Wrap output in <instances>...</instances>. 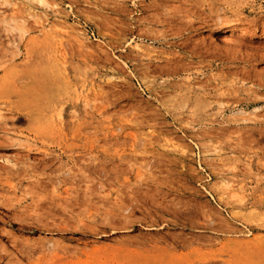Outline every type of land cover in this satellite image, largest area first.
<instances>
[{
	"label": "rangeland",
	"instance_id": "374dc122",
	"mask_svg": "<svg viewBox=\"0 0 264 264\" xmlns=\"http://www.w3.org/2000/svg\"><path fill=\"white\" fill-rule=\"evenodd\" d=\"M261 35L264 0H0L6 260L264 264Z\"/></svg>",
	"mask_w": 264,
	"mask_h": 264
},
{
	"label": "bare ground",
	"instance_id": "6f19581e",
	"mask_svg": "<svg viewBox=\"0 0 264 264\" xmlns=\"http://www.w3.org/2000/svg\"><path fill=\"white\" fill-rule=\"evenodd\" d=\"M220 20V19H219ZM237 21V20H236ZM58 26V25H57ZM68 26V25H67ZM235 28V27H234ZM232 29L231 28H227L226 29V32H232L231 31ZM225 32V33H226ZM155 33H156V31H155ZM154 35V34H153ZM64 36V35H63ZM262 37H261V39H262V41H263V38H264V35H261ZM239 38V37H238ZM232 39V38H231ZM233 41V40H232ZM235 42H238V40L236 41V39H235ZM234 43V42H233ZM239 44H241V43H239ZM238 44V45H239ZM237 45V44H236ZM236 51V50H235ZM241 51V50H240ZM245 75V74H244ZM249 76V75H248ZM258 77V76H257ZM66 79H68V78H66ZM263 82V81H262ZM2 112V111H1ZM6 112V111H5ZM13 113H18V115H20V116H25V117H27V118H30V114H29V112L26 110V108L25 107H23V106H18V107H16L13 111H12ZM13 116V115H12ZM0 117H1V114H0ZM15 119V118H14ZM1 120V119H0ZM42 127V126H41ZM30 141V140H29ZM36 182V181H35ZM73 186V185H72ZM80 191V190H79ZM69 195H70V193H69V191L67 192ZM80 194V193H79ZM58 195V194H57ZM61 195V194H60ZM76 195V194H75ZM77 197V196H76ZM74 197L75 199H76V201H78V198L79 197ZM49 198V197H48ZM71 198V197H70ZM50 199V198H49ZM65 199V198H64ZM22 200V199H21ZM66 202V201H65ZM81 202V201H80ZM2 203H4L6 206H10V207H13V204H10V203H8V201H6V200H3V202ZM61 203V202H60ZM64 203V202H63ZM72 203V202H71ZM76 204V203H75ZM86 204V203H85ZM12 205V206H11ZM69 206V205H68ZM66 208H68V207H66L65 206V210H67ZM14 211V210H13ZM18 212V210H17V212L16 211H14L13 213H12V211H11V214H14L15 216H14V218H16L17 220L19 219L20 220V222L22 221V223L24 222H29V223H31L32 221L30 220V221H28V219H27V217L25 218V217H23L24 216V212L21 214V213H19ZM33 222H38L37 224H39V223H41V222H43V221H41V218L40 217H38V216H36V217H34L33 219ZM41 221V222H40ZM64 223V222H63ZM35 224V223H34ZM84 224V223H83ZM82 225V224H81ZM48 226V225H47ZM89 226V225H88ZM85 228H87V225H86V227ZM89 228H90V226H89ZM26 244V243H25ZM25 244H23V242L20 244V242H19V244H18V248H17V256H16V261H17V257H18V261L19 260H24L25 258H27L28 256H31V254L32 253H34L35 251H36V248H32V247H30L31 245H29V246H27V244L25 245ZM15 245H17V244H15ZM15 247H17V246H15ZM72 251V250H71ZM4 252V251H3ZM3 252H1V253H3ZM65 252V251H64ZM0 253V264L2 263V262H4V260H6V259H8L7 258V253L5 252V254L6 255H4V253L3 254H1ZM13 254V253H12ZM9 255V254H8ZM14 255H15V253H14ZM33 255V254H32ZM8 257H10V255L8 256ZM11 260H12V258H10ZM9 259V260H10ZM7 262H8V260H6ZM18 261L15 263V264H17L18 263ZM12 262H13V260H12ZM11 261H9L8 263H12ZM15 262V261H14ZM13 262V263H14ZM22 262V261H21ZM12 263V264H13ZM19 264H22V263H19Z\"/></svg>",
	"mask_w": 264,
	"mask_h": 264
}]
</instances>
